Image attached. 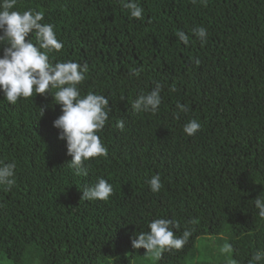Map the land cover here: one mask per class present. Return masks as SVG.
<instances>
[{"label":"trees","instance_id":"trees-1","mask_svg":"<svg viewBox=\"0 0 264 264\" xmlns=\"http://www.w3.org/2000/svg\"><path fill=\"white\" fill-rule=\"evenodd\" d=\"M139 3L142 20L120 0H17L15 10L43 12L41 23L55 26L64 46L50 60L87 63L82 91L107 97L111 111L98 133L107 157L86 161L88 174L77 176L53 127L61 114L54 98L13 105L0 92V163L16 164L15 185L0 189V264H225V243L247 264L264 249L254 205L264 196V0ZM200 26L203 44L191 31ZM177 31L189 35L187 46ZM154 81L160 110L135 112L132 102ZM177 103L189 107L179 119ZM191 119L201 128L188 136ZM157 174L163 187L153 193L148 181ZM98 177L114 194L83 200ZM156 218L176 221L177 236L194 229L159 259L131 244Z\"/></svg>","mask_w":264,"mask_h":264},{"label":"clouds","instance_id":"clouds-1","mask_svg":"<svg viewBox=\"0 0 264 264\" xmlns=\"http://www.w3.org/2000/svg\"><path fill=\"white\" fill-rule=\"evenodd\" d=\"M206 2L200 0L202 4ZM120 3L132 18L143 19L144 9L139 0H120ZM16 6L17 0H0V92L13 105L22 98L51 95L61 109V114L53 121V127L59 130L58 139L66 142L67 155L72 158L69 167L77 176L87 175L86 161L108 155V149L98 133L109 120V99L93 91L83 93L81 86L88 73L87 63L72 60L53 63L50 60L49 55L60 52L64 45L57 38L53 24L41 23L44 13L33 9L21 12L15 10ZM191 31L201 44L206 43L208 31L205 27H196ZM30 34H34L35 43L31 38L26 39ZM175 35L184 45L190 43L189 35L184 31H177ZM196 63L200 61L197 59ZM139 74V70H135L130 75L138 77ZM154 84L150 92L139 95L132 102L135 112L155 115L160 110L162 85L158 81H154ZM175 90L174 87L170 89L172 92ZM176 108L175 119H179L180 113L189 111L186 104L177 103ZM117 127L124 129L122 120L117 122ZM200 128L201 124L191 119L184 125L183 132L193 136ZM15 169V162L0 163V189L8 191L15 185ZM148 183L153 193L163 187L159 174L152 176ZM113 194L112 184L98 177L93 185L83 188L82 199L107 201ZM254 205L258 209V216L264 220V196L259 195ZM189 223L195 224L196 220ZM147 226L149 230L136 233L131 238V244L135 249H145V255L157 259L164 251L181 249L194 231L187 229L177 236L173 229L178 224L168 218L152 219ZM220 252L225 256V264H238L232 257L234 249L231 243L223 244ZM247 264H264V249L255 250Z\"/></svg>","mask_w":264,"mask_h":264}]
</instances>
